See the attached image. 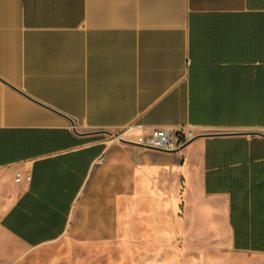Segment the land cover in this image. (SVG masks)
Segmentation results:
<instances>
[{
  "label": "crops",
  "instance_id": "crops-1",
  "mask_svg": "<svg viewBox=\"0 0 264 264\" xmlns=\"http://www.w3.org/2000/svg\"><path fill=\"white\" fill-rule=\"evenodd\" d=\"M263 54L264 0H0L2 231L112 243L124 213L157 243L168 218L175 240L264 254L235 247L264 245V138L210 135L264 133ZM155 128L198 135H113Z\"/></svg>",
  "mask_w": 264,
  "mask_h": 264
},
{
  "label": "rangeland",
  "instance_id": "rangeland-1",
  "mask_svg": "<svg viewBox=\"0 0 264 264\" xmlns=\"http://www.w3.org/2000/svg\"><path fill=\"white\" fill-rule=\"evenodd\" d=\"M113 135L119 137L121 133ZM166 226L165 238L157 243L142 226L140 216L128 234L125 214L120 213L116 242L95 240L90 232L83 239L74 229L39 248L22 245L0 228V264H264V254L235 252L225 243H203L204 236L212 235L209 230H193L192 239L175 240L168 218Z\"/></svg>",
  "mask_w": 264,
  "mask_h": 264
},
{
  "label": "built area",
  "instance_id": "built-area-1",
  "mask_svg": "<svg viewBox=\"0 0 264 264\" xmlns=\"http://www.w3.org/2000/svg\"><path fill=\"white\" fill-rule=\"evenodd\" d=\"M130 131V129H128ZM192 130H173L171 128H155L146 136H141L138 140L139 143L149 148L173 151L182 146L184 142L195 136ZM119 140L124 139L122 134L119 135Z\"/></svg>",
  "mask_w": 264,
  "mask_h": 264
},
{
  "label": "water",
  "instance_id": "water-1",
  "mask_svg": "<svg viewBox=\"0 0 264 264\" xmlns=\"http://www.w3.org/2000/svg\"><path fill=\"white\" fill-rule=\"evenodd\" d=\"M110 133V132H108ZM225 134H242V135H259L261 137L264 138V133L261 132V131H249V132H232V133H213V134H210V135H225ZM197 136H194L192 138H190L189 140H187L186 142H184L182 144V146L180 148H183L184 146H186L187 144H189L191 141H193ZM121 141L125 142V143H128V144H133V145H138V146H143V147H146V148H149L147 146H144L143 144L139 143V142H134V141H131V140H126V139H121Z\"/></svg>",
  "mask_w": 264,
  "mask_h": 264
},
{
  "label": "trees",
  "instance_id": "trees-1",
  "mask_svg": "<svg viewBox=\"0 0 264 264\" xmlns=\"http://www.w3.org/2000/svg\"><path fill=\"white\" fill-rule=\"evenodd\" d=\"M235 235H236V244H235L236 248L264 249V245L241 243L243 241V238H239L237 229H235Z\"/></svg>",
  "mask_w": 264,
  "mask_h": 264
}]
</instances>
